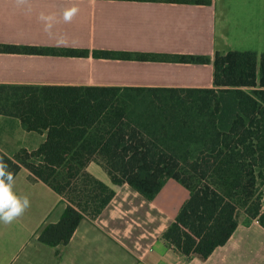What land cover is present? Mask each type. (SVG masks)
I'll return each instance as SVG.
<instances>
[{
    "label": "trees",
    "instance_id": "1",
    "mask_svg": "<svg viewBox=\"0 0 264 264\" xmlns=\"http://www.w3.org/2000/svg\"><path fill=\"white\" fill-rule=\"evenodd\" d=\"M0 53L85 56L88 51L0 44ZM169 58L212 63L213 87L0 84V115L45 133L36 149L21 148L13 156L0 149V158L15 176L25 167L67 201L60 219L40 230V242L66 245L84 218L101 214L117 186L127 184L152 201L170 179L189 195L160 238L185 257L206 260L235 232L241 214L264 228V54L259 61L254 53L231 50H217L213 59ZM91 162L109 183L88 171Z\"/></svg>",
    "mask_w": 264,
    "mask_h": 264
},
{
    "label": "crops",
    "instance_id": "2",
    "mask_svg": "<svg viewBox=\"0 0 264 264\" xmlns=\"http://www.w3.org/2000/svg\"><path fill=\"white\" fill-rule=\"evenodd\" d=\"M210 1L0 0V44L88 51L85 56L0 53V84L213 87L212 63H182L169 57L213 59L217 50L264 54V48L257 50L264 47V0ZM72 8L77 12L66 21L64 14ZM97 50L152 57L104 58L94 56ZM0 119H16L22 127L17 118ZM37 134L41 144L45 133ZM38 146L9 152L0 144V149L13 156L21 148ZM87 169L94 175L105 173L93 162ZM97 177L109 183L108 176ZM14 191L27 195L30 207L12 223L0 222V264H264V228L246 217L204 261L167 245L160 236L189 195L172 179L152 201L127 184L117 186L97 218H84L69 242L55 247L40 242L39 232L60 219L67 201L25 167L15 176Z\"/></svg>",
    "mask_w": 264,
    "mask_h": 264
},
{
    "label": "clouds",
    "instance_id": "3",
    "mask_svg": "<svg viewBox=\"0 0 264 264\" xmlns=\"http://www.w3.org/2000/svg\"><path fill=\"white\" fill-rule=\"evenodd\" d=\"M26 0H17L18 4L25 3ZM77 12L72 8L65 12L64 19L70 21ZM50 20L51 17H41ZM15 174L10 170L8 163L0 158V222L10 224L15 219L22 216L30 207V200L27 195H19L14 191Z\"/></svg>",
    "mask_w": 264,
    "mask_h": 264
},
{
    "label": "rangeland",
    "instance_id": "4",
    "mask_svg": "<svg viewBox=\"0 0 264 264\" xmlns=\"http://www.w3.org/2000/svg\"><path fill=\"white\" fill-rule=\"evenodd\" d=\"M264 47H261L257 50H263ZM261 54L257 55L258 61L260 59ZM249 90V89H248ZM41 139L39 134L35 132H31L30 134H26V130H24L17 122L16 119L7 120L0 119V144L8 150L9 152H13L14 150L24 147V146H33L34 144H40ZM100 178L106 179V174L104 172L95 173ZM95 175V176H96ZM264 211V206H263ZM245 216L243 214L240 215V220Z\"/></svg>",
    "mask_w": 264,
    "mask_h": 264
}]
</instances>
